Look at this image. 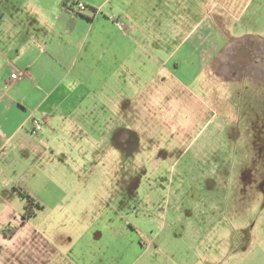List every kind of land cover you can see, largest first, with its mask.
Masks as SVG:
<instances>
[{
	"label": "crops",
	"instance_id": "1",
	"mask_svg": "<svg viewBox=\"0 0 264 264\" xmlns=\"http://www.w3.org/2000/svg\"><path fill=\"white\" fill-rule=\"evenodd\" d=\"M263 18L264 0H0V264H220L201 220L190 246L166 229L182 218L177 208L167 217L156 179L169 165L168 141L191 147L210 121L200 94L209 68L226 74L219 63L241 61L244 45L253 62L229 71L264 73ZM14 72L22 75L12 80ZM33 118L42 122L36 135ZM140 141L162 156L133 186L148 205L142 235L76 205L92 199V159L131 154ZM17 188L40 204L25 219ZM52 212L61 215L44 218ZM67 217L84 225L61 230Z\"/></svg>",
	"mask_w": 264,
	"mask_h": 264
},
{
	"label": "rangeland",
	"instance_id": "2",
	"mask_svg": "<svg viewBox=\"0 0 264 264\" xmlns=\"http://www.w3.org/2000/svg\"><path fill=\"white\" fill-rule=\"evenodd\" d=\"M237 48L240 53L235 59L241 61L219 63L220 71L227 75L209 68L201 76L200 94L207 107L202 112L209 111L210 121L191 147L188 143L168 141L171 151L165 157L169 165L157 175L156 183L157 187H165L163 198L170 199L167 217L176 214V210L172 211L175 208L181 215L182 221L166 229L182 234V244H194L192 224L201 220L204 239L212 241L209 249L213 247V255L220 264H264V73L229 71V64L239 67L250 58L253 62L244 45ZM254 68L253 74L259 72V65ZM183 111L174 113L181 116ZM153 143L155 149L162 140ZM145 144L140 141V148H132L131 154L126 149L125 152L109 149L100 163L92 159L93 170L86 175L91 182L87 192L92 199L76 205L89 206L92 216L106 211L109 221L122 219L125 228L131 225L137 234L147 233L143 216L148 205L143 201L142 189L135 191L133 186L139 177L147 181L149 162L154 159L157 162L162 156L156 150L146 149ZM67 209L65 205L61 214L68 213ZM200 212L203 213L199 215ZM61 214L46 213L44 218ZM163 215L157 209V217ZM216 215L206 230L208 217ZM60 224L61 230L66 231L71 225L83 226L84 219L79 223L68 218ZM128 238L125 234L124 241ZM200 247L207 249L206 245ZM207 254L201 255L206 259Z\"/></svg>",
	"mask_w": 264,
	"mask_h": 264
},
{
	"label": "built area",
	"instance_id": "3",
	"mask_svg": "<svg viewBox=\"0 0 264 264\" xmlns=\"http://www.w3.org/2000/svg\"><path fill=\"white\" fill-rule=\"evenodd\" d=\"M76 7L79 11H81L84 9L85 6L82 2H78V3H76ZM115 23L117 26H123V23L120 21H116ZM21 75L22 74L19 72L18 73L14 72L11 74V79L12 80L18 79ZM31 125H32L31 133L34 135L38 134L42 129V122L38 118H33L31 120Z\"/></svg>",
	"mask_w": 264,
	"mask_h": 264
},
{
	"label": "trees",
	"instance_id": "4",
	"mask_svg": "<svg viewBox=\"0 0 264 264\" xmlns=\"http://www.w3.org/2000/svg\"><path fill=\"white\" fill-rule=\"evenodd\" d=\"M17 191L25 199L24 211L22 212V217L25 219L33 213L32 206L40 204L23 189L17 188Z\"/></svg>",
	"mask_w": 264,
	"mask_h": 264
}]
</instances>
